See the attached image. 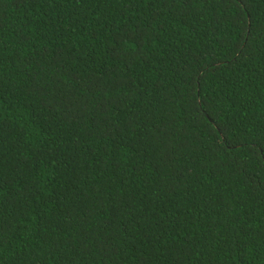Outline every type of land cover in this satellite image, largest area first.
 <instances>
[{
    "label": "trees",
    "instance_id": "obj_1",
    "mask_svg": "<svg viewBox=\"0 0 264 264\" xmlns=\"http://www.w3.org/2000/svg\"><path fill=\"white\" fill-rule=\"evenodd\" d=\"M0 264H264V0H0Z\"/></svg>",
    "mask_w": 264,
    "mask_h": 264
}]
</instances>
